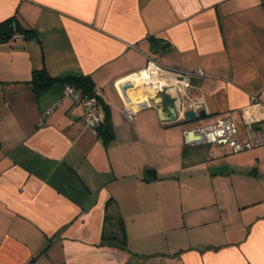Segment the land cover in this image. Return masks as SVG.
<instances>
[{"label": "crops", "instance_id": "obj_1", "mask_svg": "<svg viewBox=\"0 0 264 264\" xmlns=\"http://www.w3.org/2000/svg\"><path fill=\"white\" fill-rule=\"evenodd\" d=\"M10 17L32 32L0 40V264H264V145L183 139L228 113L247 139L243 108L264 100V0H0ZM149 60L200 69L188 109L211 118L173 117L170 91L147 96L162 80L145 82ZM42 66L88 77L108 131L92 133L65 84L34 91Z\"/></svg>", "mask_w": 264, "mask_h": 264}, {"label": "built area", "instance_id": "obj_2", "mask_svg": "<svg viewBox=\"0 0 264 264\" xmlns=\"http://www.w3.org/2000/svg\"><path fill=\"white\" fill-rule=\"evenodd\" d=\"M145 69L148 71V76L152 75V77L162 79L156 85L153 84V90L170 91L173 95L174 108L184 114L188 110V105L192 102V98L188 94L190 78L202 77L204 73L200 69L190 71L167 70L153 60L148 61ZM141 71L137 73H141ZM65 91L75 103L81 105L88 127L94 135H98L99 127L104 120V116L98 108V90L93 88L91 95H84L74 86L65 84ZM58 104V101H55L42 111L39 125L44 124L46 117L51 114ZM135 111V106L132 103L125 104L122 110L124 119L131 121ZM242 118L247 134V139L243 142L235 137L237 125L230 113L213 122L199 124L183 130L184 142L186 144L204 142L226 145L233 152L264 145V100H260L258 95L251 96V103L243 108Z\"/></svg>", "mask_w": 264, "mask_h": 264}, {"label": "trees", "instance_id": "obj_3", "mask_svg": "<svg viewBox=\"0 0 264 264\" xmlns=\"http://www.w3.org/2000/svg\"><path fill=\"white\" fill-rule=\"evenodd\" d=\"M16 32H21L25 37H27V35L32 32V29L22 27L17 22L15 17H10L0 22V40L8 39ZM153 44L155 45L156 42L153 41ZM30 82L32 83V88L34 91L44 90L59 82L74 86L75 88L79 89L84 95H91L93 92V86L88 77H53L47 72L45 66L33 70ZM101 125L105 130L108 131L107 118L104 119V122ZM118 224L120 225L121 231L123 229V226L120 218L118 219Z\"/></svg>", "mask_w": 264, "mask_h": 264}, {"label": "water", "instance_id": "obj_4", "mask_svg": "<svg viewBox=\"0 0 264 264\" xmlns=\"http://www.w3.org/2000/svg\"><path fill=\"white\" fill-rule=\"evenodd\" d=\"M192 80H195V78L194 77H191L190 78V81H192ZM131 85H129V84H126L125 85V88H128V87H130ZM195 111H198V115L200 116V117H204V116H206L207 115V113H206V109L203 107V105L202 104H199V105H197V106H194L192 109H188L187 111H186V113H185V117L187 118V119H193V118H195ZM175 114H176V112H175V108H174V106H172V108H171V115L174 117L175 116Z\"/></svg>", "mask_w": 264, "mask_h": 264}, {"label": "bare ground", "instance_id": "obj_5", "mask_svg": "<svg viewBox=\"0 0 264 264\" xmlns=\"http://www.w3.org/2000/svg\"><path fill=\"white\" fill-rule=\"evenodd\" d=\"M144 72H146V74H147V78H146V80H145V82L148 80V81H150V78H149V76H148V71L147 70H144ZM152 76V75H151ZM154 78V77H153ZM156 80V79H155ZM153 81H154V79H152V81L150 82V83H153ZM155 82V81H154ZM148 90V91H146V95L148 96V94H149V92H152V87L151 86H147V87H145L144 88V90Z\"/></svg>", "mask_w": 264, "mask_h": 264}, {"label": "rangeland", "instance_id": "obj_6", "mask_svg": "<svg viewBox=\"0 0 264 264\" xmlns=\"http://www.w3.org/2000/svg\"><path fill=\"white\" fill-rule=\"evenodd\" d=\"M207 118H211V116H206V119ZM204 119V118H203ZM203 119H199V120H203ZM199 120H195V121H191L192 123H196V121H199ZM190 122V123H191ZM239 130H240V128H239ZM256 149H262V148H256ZM256 149H248V150H244V152H246V151H254V150H256ZM263 151H264V148L262 149Z\"/></svg>", "mask_w": 264, "mask_h": 264}]
</instances>
